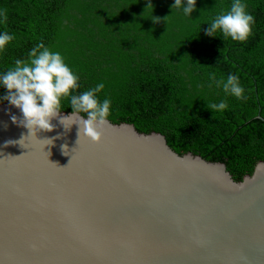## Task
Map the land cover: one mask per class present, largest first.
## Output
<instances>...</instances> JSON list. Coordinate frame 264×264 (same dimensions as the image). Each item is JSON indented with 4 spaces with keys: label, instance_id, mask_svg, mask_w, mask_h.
Here are the masks:
<instances>
[{
    "label": "water",
    "instance_id": "1",
    "mask_svg": "<svg viewBox=\"0 0 264 264\" xmlns=\"http://www.w3.org/2000/svg\"><path fill=\"white\" fill-rule=\"evenodd\" d=\"M21 119L0 102V264H264V160L237 181L133 123L95 143Z\"/></svg>",
    "mask_w": 264,
    "mask_h": 264
},
{
    "label": "trees",
    "instance_id": "2",
    "mask_svg": "<svg viewBox=\"0 0 264 264\" xmlns=\"http://www.w3.org/2000/svg\"><path fill=\"white\" fill-rule=\"evenodd\" d=\"M245 2L256 23L239 42L207 31L232 0H197L192 17L175 0H0V32L15 34L0 72L42 41L79 74L78 92L105 84L97 95L111 98L110 120L161 132L177 152L225 162L241 181L264 160V0ZM211 72L237 74L246 99L209 87ZM7 92L0 87V102ZM221 100L228 107L215 114L208 103ZM62 110L73 112L67 100Z\"/></svg>",
    "mask_w": 264,
    "mask_h": 264
},
{
    "label": "clouds",
    "instance_id": "3",
    "mask_svg": "<svg viewBox=\"0 0 264 264\" xmlns=\"http://www.w3.org/2000/svg\"><path fill=\"white\" fill-rule=\"evenodd\" d=\"M152 6L151 3L148 4V7ZM196 6L197 0H186V3L185 0H175L173 9L180 8L185 16L192 17ZM151 18L156 22L160 20L154 15ZM7 19V11L0 8V23H6ZM209 23V35L219 31L224 40L231 38L246 42L253 34L256 17L248 10L245 0H232L230 8L219 12ZM14 39V33L0 32V54ZM208 79L209 87L214 84L222 87L227 95L239 100L246 99V89L237 74L229 73L224 78L211 72ZM79 80V74L67 63L64 55L53 51L42 41L29 51L28 59H16L6 72H0V87L8 90L4 99L22 111L23 119L19 123L29 130L27 136L37 138L41 131H52L56 127L52 122L53 118H59L66 129L73 124L79 125V140L86 137L100 143L104 131L111 126L109 117L112 100L108 96L101 100L97 95L105 88L103 82L78 92L81 87ZM65 100L69 102L73 112L68 116H61ZM208 107L216 114L217 110H225L228 104L226 100H221L219 103H208ZM12 119L16 121L17 117L13 116ZM45 140L53 142L50 138Z\"/></svg>",
    "mask_w": 264,
    "mask_h": 264
}]
</instances>
